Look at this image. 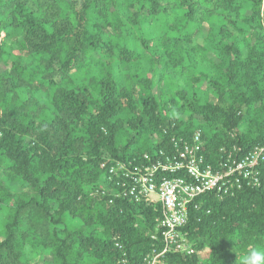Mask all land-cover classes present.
Wrapping results in <instances>:
<instances>
[{
    "label": "trees",
    "instance_id": "obj_1",
    "mask_svg": "<svg viewBox=\"0 0 264 264\" xmlns=\"http://www.w3.org/2000/svg\"><path fill=\"white\" fill-rule=\"evenodd\" d=\"M196 135L213 169L264 145V0H0V264H143L160 205L124 197L109 167ZM254 172L188 204L192 252L160 260L264 246Z\"/></svg>",
    "mask_w": 264,
    "mask_h": 264
},
{
    "label": "built area",
    "instance_id": "obj_2",
    "mask_svg": "<svg viewBox=\"0 0 264 264\" xmlns=\"http://www.w3.org/2000/svg\"><path fill=\"white\" fill-rule=\"evenodd\" d=\"M193 143L178 142L174 145L177 153L172 156L164 157L165 152L159 151L154 159L143 155L138 165L129 163L127 166L117 162L109 167L110 174L126 181L120 187L124 197L160 205L161 217L156 223L161 229L162 247L145 258L143 264H164L160 258L166 254H191L192 249L179 229L187 222V205L198 196L210 191L225 195L232 186V180L239 187L241 182L258 184L254 169L264 161V145L255 147L241 160H231L228 156L213 169L210 165L200 167L202 158L198 156L201 145L198 135ZM104 166L105 163L101 164L102 168ZM104 192L103 189L101 193Z\"/></svg>",
    "mask_w": 264,
    "mask_h": 264
},
{
    "label": "clouds",
    "instance_id": "obj_3",
    "mask_svg": "<svg viewBox=\"0 0 264 264\" xmlns=\"http://www.w3.org/2000/svg\"><path fill=\"white\" fill-rule=\"evenodd\" d=\"M240 264H264V246H252L247 249Z\"/></svg>",
    "mask_w": 264,
    "mask_h": 264
},
{
    "label": "rangeland",
    "instance_id": "obj_4",
    "mask_svg": "<svg viewBox=\"0 0 264 264\" xmlns=\"http://www.w3.org/2000/svg\"><path fill=\"white\" fill-rule=\"evenodd\" d=\"M204 31H205V30H204ZM204 34H205V32H203V35H204ZM3 216H4V214H3V212H1V213H0V228H1V226H2V222H3V221H2V220H3L2 217H3Z\"/></svg>",
    "mask_w": 264,
    "mask_h": 264
}]
</instances>
